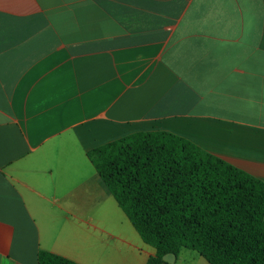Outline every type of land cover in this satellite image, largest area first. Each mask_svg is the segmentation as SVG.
<instances>
[{
    "label": "crops",
    "instance_id": "1",
    "mask_svg": "<svg viewBox=\"0 0 264 264\" xmlns=\"http://www.w3.org/2000/svg\"><path fill=\"white\" fill-rule=\"evenodd\" d=\"M156 131L264 182V0H0V264H146L88 153Z\"/></svg>",
    "mask_w": 264,
    "mask_h": 264
},
{
    "label": "trees",
    "instance_id": "2",
    "mask_svg": "<svg viewBox=\"0 0 264 264\" xmlns=\"http://www.w3.org/2000/svg\"><path fill=\"white\" fill-rule=\"evenodd\" d=\"M144 243L146 264L192 250L209 264H264V182L172 133L140 132L88 153ZM38 264H78L41 250Z\"/></svg>",
    "mask_w": 264,
    "mask_h": 264
},
{
    "label": "water",
    "instance_id": "3",
    "mask_svg": "<svg viewBox=\"0 0 264 264\" xmlns=\"http://www.w3.org/2000/svg\"><path fill=\"white\" fill-rule=\"evenodd\" d=\"M176 259V254L169 253L163 256L164 264H173Z\"/></svg>",
    "mask_w": 264,
    "mask_h": 264
}]
</instances>
